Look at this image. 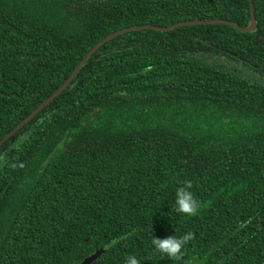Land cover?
Listing matches in <instances>:
<instances>
[{
  "label": "trees",
  "instance_id": "1",
  "mask_svg": "<svg viewBox=\"0 0 264 264\" xmlns=\"http://www.w3.org/2000/svg\"><path fill=\"white\" fill-rule=\"evenodd\" d=\"M253 11L242 32L247 0H0V140L111 33L235 26L113 38L0 146V264H264V8ZM185 181L193 216L176 211ZM188 233L179 260L152 244Z\"/></svg>",
  "mask_w": 264,
  "mask_h": 264
},
{
  "label": "water",
  "instance_id": "2",
  "mask_svg": "<svg viewBox=\"0 0 264 264\" xmlns=\"http://www.w3.org/2000/svg\"><path fill=\"white\" fill-rule=\"evenodd\" d=\"M251 21L250 25L246 29H241L238 27H235L232 23L230 22H225L221 20H209V21H204V20H192V21H183V22H177L173 25L167 26V27H157V26H132V27H127L123 28L121 30H118L114 33H111L107 35L103 40L98 42L80 61V63L77 65V67L73 70V72L70 74V76L65 80L63 85H61L50 97H48L45 101H43L34 111H32L24 120H22L16 127H14L11 131H9L1 140H0V146L7 141L11 136H13L24 124H26L28 121H30L36 114H38L45 106L49 105V103L56 98L60 93L63 92V90L68 86V84L73 80L75 75L78 73L80 68L83 66L85 61L90 58L93 53L104 43L112 40L113 38L123 34L127 33L130 31L134 30H145V29H151L154 31H161V32H167L170 30L175 29L176 27L179 26H191V25H202V24H222L226 23L232 27H235L237 30L242 31V32H250L254 28V16H253V8L251 7ZM97 258L96 255H93L87 259H85L81 264H91L95 259Z\"/></svg>",
  "mask_w": 264,
  "mask_h": 264
},
{
  "label": "clouds",
  "instance_id": "3",
  "mask_svg": "<svg viewBox=\"0 0 264 264\" xmlns=\"http://www.w3.org/2000/svg\"><path fill=\"white\" fill-rule=\"evenodd\" d=\"M192 187L191 181H185L183 187H179L176 191V211L186 216H193L198 211V201H196L190 191ZM193 238L192 233H188L177 239L171 236L167 239L153 238L152 244L155 251L168 257L169 259L179 260L182 256L181 249L183 246ZM126 264H139V261L134 256L127 257Z\"/></svg>",
  "mask_w": 264,
  "mask_h": 264
},
{
  "label": "flooded vegetation",
  "instance_id": "4",
  "mask_svg": "<svg viewBox=\"0 0 264 264\" xmlns=\"http://www.w3.org/2000/svg\"><path fill=\"white\" fill-rule=\"evenodd\" d=\"M236 4H239V3H236ZM247 4L249 6V8L251 9V7L254 9V4L258 7H261V8H264V0H247ZM236 6V5H234ZM237 6H241V7H245V3L242 1L240 2L239 5ZM250 16L252 17V13L250 14ZM253 16H254V11H253ZM251 19V18H250ZM255 27H256V22H255V17H254V28L252 31L255 30Z\"/></svg>",
  "mask_w": 264,
  "mask_h": 264
},
{
  "label": "rangeland",
  "instance_id": "5",
  "mask_svg": "<svg viewBox=\"0 0 264 264\" xmlns=\"http://www.w3.org/2000/svg\"><path fill=\"white\" fill-rule=\"evenodd\" d=\"M189 264H202V262L198 259L193 260L192 262H190Z\"/></svg>",
  "mask_w": 264,
  "mask_h": 264
}]
</instances>
